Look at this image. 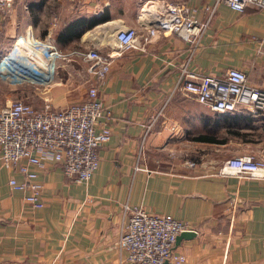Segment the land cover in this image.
<instances>
[{
  "label": "crops",
  "instance_id": "obj_1",
  "mask_svg": "<svg viewBox=\"0 0 264 264\" xmlns=\"http://www.w3.org/2000/svg\"><path fill=\"white\" fill-rule=\"evenodd\" d=\"M177 2H184L199 22L187 32L190 40L158 31L144 49L119 47L117 30L135 27L137 44L143 46L146 28L155 25L168 4ZM215 3L15 0L8 12L0 13V62L19 40L29 38L43 49L49 42L63 56L88 48L114 55L103 80L88 77L112 118L99 119L98 126L109 122L110 137L98 148V168L89 182H74L58 163L47 160L35 168L44 205L34 209L21 191L8 185L10 177L21 181L22 176L0 165V264H133L125 262V252L115 246L127 219L124 205L186 222L194 235L174 244V251L185 256L184 264H264V168L219 175L218 166L181 158L185 149L218 145L194 140L217 136V118L180 89L183 67L218 77L237 68L250 86L264 88V9L237 12L217 4L201 28L200 22L208 18L205 8ZM91 15L107 19L78 39L56 42L69 22ZM28 57L22 56L19 64L40 78L44 60L36 66ZM1 67L3 105L21 92ZM58 80L52 71L53 88L42 100L62 105L69 99L60 94L66 82ZM250 118L264 128V116ZM258 150L263 161L264 144Z\"/></svg>",
  "mask_w": 264,
  "mask_h": 264
},
{
  "label": "built area",
  "instance_id": "obj_2",
  "mask_svg": "<svg viewBox=\"0 0 264 264\" xmlns=\"http://www.w3.org/2000/svg\"><path fill=\"white\" fill-rule=\"evenodd\" d=\"M14 1L0 0V13L8 12ZM217 4L226 5L237 12H243L247 7L264 9V0H216L215 5L205 8L208 18L206 22H200L201 28L207 25ZM198 23L184 2L171 3L157 14L155 25L146 28L143 46L137 44L135 27L117 30L114 38L122 49H144V45L158 31L172 32L190 40L187 32ZM40 47L37 43L34 46L37 50ZM42 50L46 58L51 57L52 64L55 57L61 55L49 42ZM78 55L88 63L87 71L95 80L106 77L114 58L113 54L103 55L96 48H88ZM181 74L179 87L183 93L214 113L225 115L244 111L250 117L264 116V88L250 86L242 70L229 68L224 76L218 77L197 75L183 67ZM102 117L112 119L110 111L103 106L95 83L88 86L81 101L63 107H55L45 100L41 108H35L23 99L0 105V165L22 176L21 181L10 177L9 187L21 191L30 207L42 208L43 186L35 168H41L47 160L58 163L63 175L74 182H89L98 168V148L110 137L108 121L104 120L98 126ZM245 168L242 160L226 161L217 173H239ZM123 211L127 219L120 227L115 246L125 252V262L185 263V256L174 251V244L180 233L193 231L186 222L169 214L149 212L142 206L129 208L124 205Z\"/></svg>",
  "mask_w": 264,
  "mask_h": 264
},
{
  "label": "rangeland",
  "instance_id": "obj_3",
  "mask_svg": "<svg viewBox=\"0 0 264 264\" xmlns=\"http://www.w3.org/2000/svg\"><path fill=\"white\" fill-rule=\"evenodd\" d=\"M15 58H18V56L16 55ZM64 64L65 67H63ZM87 68L88 63L78 54L55 57L52 64V71L59 76V82H66L65 90L62 89L60 94L61 96L65 94L69 99L62 105L51 103L53 106L62 107L81 101L80 96H85V92L89 86V73ZM7 80L18 87L17 89L21 92V96L18 95L5 103L23 99L33 107L41 108L45 102L42 100V97L45 96V93L49 94L53 88L49 86V82L41 83L28 79L21 81ZM251 122L253 121L251 120ZM251 122L250 127L243 129L244 132H247L248 138L251 141L245 142L239 138L230 136L224 144L201 145L199 148L185 149V151H182L181 158L186 161H195L198 163L207 162L211 165L218 166V168L226 161L232 160H242L244 166H246L245 171H253L256 167L260 169L264 168V160H260L262 157H259L258 150L264 144V128L258 122H253V125ZM216 134L220 137L227 136L223 129L218 130Z\"/></svg>",
  "mask_w": 264,
  "mask_h": 264
},
{
  "label": "trees",
  "instance_id": "obj_4",
  "mask_svg": "<svg viewBox=\"0 0 264 264\" xmlns=\"http://www.w3.org/2000/svg\"><path fill=\"white\" fill-rule=\"evenodd\" d=\"M105 15L100 16H81L71 22H69L57 35V43H66L73 39H78L85 31L93 28L95 25L106 21ZM216 128L217 131L222 126L227 134L226 137L218 136H206L199 135L194 138V140L199 142H207L213 144H224L227 142L228 137H236L240 140H249L247 132L242 131V129L250 127L251 118L246 114V112H234L232 114H226L218 116L216 114Z\"/></svg>",
  "mask_w": 264,
  "mask_h": 264
},
{
  "label": "bare ground",
  "instance_id": "obj_5",
  "mask_svg": "<svg viewBox=\"0 0 264 264\" xmlns=\"http://www.w3.org/2000/svg\"><path fill=\"white\" fill-rule=\"evenodd\" d=\"M9 53L4 55L1 60L4 75L12 81H21L24 79L39 81L41 83H47L52 76V59L46 58L44 51L40 47L38 50L34 48L36 42L29 38L28 40H19ZM21 52H23L21 54ZM18 58H15V56ZM22 56L28 57L36 66L43 61V75L40 78L30 76L25 67L21 66L19 60Z\"/></svg>",
  "mask_w": 264,
  "mask_h": 264
},
{
  "label": "water",
  "instance_id": "obj_6",
  "mask_svg": "<svg viewBox=\"0 0 264 264\" xmlns=\"http://www.w3.org/2000/svg\"><path fill=\"white\" fill-rule=\"evenodd\" d=\"M194 235V232L193 231H185V232H182L180 233L177 237H176V240L175 242H177L179 239L181 238H187V237H190V236H193ZM168 264V263H166Z\"/></svg>",
  "mask_w": 264,
  "mask_h": 264
}]
</instances>
